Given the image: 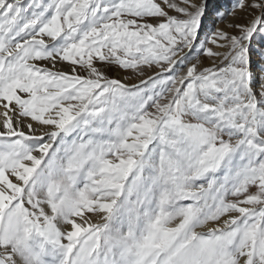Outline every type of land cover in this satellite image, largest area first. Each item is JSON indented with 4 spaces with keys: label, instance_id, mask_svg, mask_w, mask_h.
<instances>
[{
    "label": "snow or ice",
    "instance_id": "6c2138e0",
    "mask_svg": "<svg viewBox=\"0 0 264 264\" xmlns=\"http://www.w3.org/2000/svg\"><path fill=\"white\" fill-rule=\"evenodd\" d=\"M0 264H264V0H0Z\"/></svg>",
    "mask_w": 264,
    "mask_h": 264
}]
</instances>
